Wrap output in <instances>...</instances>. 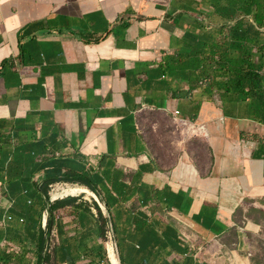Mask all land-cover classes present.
Returning a JSON list of instances; mask_svg holds the SVG:
<instances>
[{
  "label": "crops",
  "instance_id": "0c3cea01",
  "mask_svg": "<svg viewBox=\"0 0 264 264\" xmlns=\"http://www.w3.org/2000/svg\"><path fill=\"white\" fill-rule=\"evenodd\" d=\"M263 52L264 0H0V264H42L59 179L103 196L122 264H242ZM86 196L50 201L51 264H112Z\"/></svg>",
  "mask_w": 264,
  "mask_h": 264
},
{
  "label": "water",
  "instance_id": "95a60500",
  "mask_svg": "<svg viewBox=\"0 0 264 264\" xmlns=\"http://www.w3.org/2000/svg\"><path fill=\"white\" fill-rule=\"evenodd\" d=\"M68 183H74L80 186L83 191L82 193L91 197L100 207L103 216L106 220V223L108 225V229L111 231V236L113 239L114 247H115V254H114V259H111L112 264H122L121 262V257H120V244H119V239H118V234H117V227H116V222L114 215H112L111 210L103 198V196L96 191L95 189L89 187L85 183L75 180V179H59L51 184H49L44 191L42 192L43 199H44V204H45V209L43 212V219H42V264H51L50 263V220H51V207H52V202L48 200L47 198V193L52 187H55L60 184H68Z\"/></svg>",
  "mask_w": 264,
  "mask_h": 264
},
{
  "label": "rangeland",
  "instance_id": "374dc122",
  "mask_svg": "<svg viewBox=\"0 0 264 264\" xmlns=\"http://www.w3.org/2000/svg\"><path fill=\"white\" fill-rule=\"evenodd\" d=\"M143 120H145L144 122H142L143 125L149 127L151 135H153L151 133V130H152V127H154L152 125V123H154L155 126L162 125V129H164V130H166L167 126H168L167 120L164 117L158 116V115L157 116H150L149 118H143ZM81 195L84 196L85 194L82 193ZM87 199H90V198L87 197ZM55 203H53V204H55ZM96 207H98V209L100 211L99 212L100 215L103 216L100 207L98 205H96ZM261 211L264 212V210H261ZM244 214H246V213H243V215ZM250 217H251V220H249V221L254 223L255 230H253L250 233V240L252 242L251 249H249L248 251L247 250L242 251L243 253L247 252L246 253V259L242 260V264H256V258L257 257L259 259H264V216H262L260 213H257V212H251ZM110 242L112 243V241H110ZM229 247L232 249L231 246H229Z\"/></svg>",
  "mask_w": 264,
  "mask_h": 264
},
{
  "label": "bare ground",
  "instance_id": "6f19581e",
  "mask_svg": "<svg viewBox=\"0 0 264 264\" xmlns=\"http://www.w3.org/2000/svg\"><path fill=\"white\" fill-rule=\"evenodd\" d=\"M81 194H82V190L80 191V188L77 186L69 185V184H60L50 189V201L54 202L70 195L79 196ZM108 247L110 254L112 249L113 251H115L113 239H112V243L109 242Z\"/></svg>",
  "mask_w": 264,
  "mask_h": 264
},
{
  "label": "trees",
  "instance_id": "16d2710c",
  "mask_svg": "<svg viewBox=\"0 0 264 264\" xmlns=\"http://www.w3.org/2000/svg\"><path fill=\"white\" fill-rule=\"evenodd\" d=\"M262 58L264 59V52H263V57ZM252 74H255L256 78H259L258 87L263 89V87H264V84H263V76L262 75L259 76L258 73H252ZM251 86H252V84H251ZM251 86H250V91H251ZM246 88H247V86L244 89L246 90ZM254 212L260 213L262 216H264V212H262L261 210H256ZM256 264H264V259H259L257 257L256 258Z\"/></svg>",
  "mask_w": 264,
  "mask_h": 264
}]
</instances>
